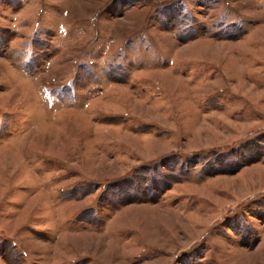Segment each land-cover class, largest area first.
<instances>
[{
	"label": "rangeland",
	"instance_id": "374dc122",
	"mask_svg": "<svg viewBox=\"0 0 264 264\" xmlns=\"http://www.w3.org/2000/svg\"><path fill=\"white\" fill-rule=\"evenodd\" d=\"M0 264H264V0H0Z\"/></svg>",
	"mask_w": 264,
	"mask_h": 264
}]
</instances>
